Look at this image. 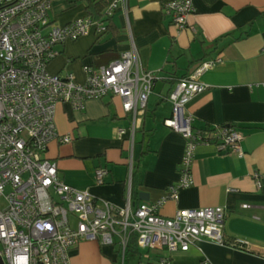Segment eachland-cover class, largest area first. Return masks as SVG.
I'll use <instances>...</instances> for the list:
<instances>
[{
  "label": "crops",
  "instance_id": "obj_1",
  "mask_svg": "<svg viewBox=\"0 0 264 264\" xmlns=\"http://www.w3.org/2000/svg\"><path fill=\"white\" fill-rule=\"evenodd\" d=\"M171 1L128 0L130 31L118 11L112 17L117 34H89L65 43L48 64L49 73H70L75 83L83 84V66H106L133 45L143 70L154 77L133 145L131 117L123 112L120 98L108 96L88 101L82 112L57 104V133L72 141L51 142L45 157L56 164L66 185L120 208L128 195L132 208L158 201L179 181L185 146L179 134L163 125L171 113L167 100L171 85L203 61L220 57L222 63L199 78L208 87L190 99L185 112L192 116L193 127H234L243 136V156L219 153L214 143L198 145L191 187L179 191L177 202L167 200L158 213L171 218L178 210L221 207L224 241L247 244L241 249L202 239L187 252L172 254L170 264H264V0H193L194 12L186 17L182 31L163 11ZM76 7L73 0H52V23L65 25L87 16L85 3L78 12ZM119 130H124L122 137ZM97 169L107 173L101 185L96 183ZM117 251L82 242L74 249L71 264H120ZM155 263L153 252L147 258L140 255L133 264Z\"/></svg>",
  "mask_w": 264,
  "mask_h": 264
},
{
  "label": "built area",
  "instance_id": "obj_2",
  "mask_svg": "<svg viewBox=\"0 0 264 264\" xmlns=\"http://www.w3.org/2000/svg\"><path fill=\"white\" fill-rule=\"evenodd\" d=\"M52 0H0V260L2 264H71L74 249L82 242H98L124 252L130 236L147 258L156 253L155 264H170V256L187 252L202 239L225 245L221 207L178 210L171 218L159 215L167 200L178 201L179 191L191 187V166L200 134L193 118L185 112L190 99L206 90L199 78L222 63L220 57L203 61L187 77L177 81L167 100L170 116L163 125L185 141L179 166V181L167 194L150 204L133 206L128 195L124 207L100 200L87 191L66 185L57 166L45 157L53 141L68 144L70 136L57 133L54 116L57 104L82 112L88 101L108 96L120 98L124 113L131 118L130 144L139 125L154 77L143 70L137 51L131 48L106 66H83V84L70 73L60 76L47 70L60 55V46L106 31L104 23L88 16L65 25L50 19ZM120 11L130 31L128 0H112L105 18ZM163 11L172 25L182 31L186 17L194 12L193 0H174ZM264 55V48L262 49ZM212 137L219 153L241 158L242 134L232 128L214 127ZM124 130L118 131L122 137ZM132 158L129 168L131 171ZM107 173L95 171L101 185ZM256 185L260 188L258 174ZM246 207V206H245ZM231 247L247 249L240 240Z\"/></svg>",
  "mask_w": 264,
  "mask_h": 264
},
{
  "label": "trees",
  "instance_id": "obj_3",
  "mask_svg": "<svg viewBox=\"0 0 264 264\" xmlns=\"http://www.w3.org/2000/svg\"><path fill=\"white\" fill-rule=\"evenodd\" d=\"M73 1L74 2H84L85 3V7H86L87 16L91 20L99 21V22H102V23L105 24L106 31L100 37L117 34V29L115 28V26H114V24L112 22V17L113 16L110 17V18H105V11H106L108 5L111 3L112 0H73ZM118 58L119 57H117L116 59L110 61L109 63L117 60ZM175 84H172L171 88H173V86ZM229 127L234 129V127H232V126H229ZM193 129H194V131H196V134H200V138H201L202 141H207L209 143H214L215 139L212 137V134L215 132V128L204 126L202 128L193 127ZM137 205H139V204H137ZM136 240H137L136 236H134V235L130 236V240H129V242L127 244V247L125 249V252H124V258H123V263L124 264H127V257L129 255H131V254H136V255H139V256L141 255L139 250H138V248H137ZM231 243L229 241H225V245L226 246H230ZM117 252H118L119 255H121V252L119 250Z\"/></svg>",
  "mask_w": 264,
  "mask_h": 264
},
{
  "label": "rangeland",
  "instance_id": "obj_4",
  "mask_svg": "<svg viewBox=\"0 0 264 264\" xmlns=\"http://www.w3.org/2000/svg\"><path fill=\"white\" fill-rule=\"evenodd\" d=\"M84 6V3H82V2H77V9H76V11L78 12V11H80V9L82 8ZM60 23V22H59ZM57 24V25H60V24ZM70 41H67L66 43H69ZM50 68V65H48L47 66V70ZM67 74V73H66ZM140 252V254L141 255H143V252L142 251H139ZM130 262H131V264H133V263H135V262H137L138 261V258H140V256L139 255H131L130 256Z\"/></svg>",
  "mask_w": 264,
  "mask_h": 264
},
{
  "label": "water",
  "instance_id": "obj_5",
  "mask_svg": "<svg viewBox=\"0 0 264 264\" xmlns=\"http://www.w3.org/2000/svg\"><path fill=\"white\" fill-rule=\"evenodd\" d=\"M0 264H2V261L0 260Z\"/></svg>",
  "mask_w": 264,
  "mask_h": 264
}]
</instances>
